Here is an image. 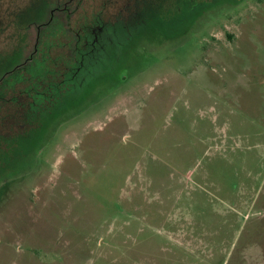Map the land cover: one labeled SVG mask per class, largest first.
I'll list each match as a JSON object with an SVG mask.
<instances>
[{
    "label": "rangeland",
    "instance_id": "374dc122",
    "mask_svg": "<svg viewBox=\"0 0 264 264\" xmlns=\"http://www.w3.org/2000/svg\"><path fill=\"white\" fill-rule=\"evenodd\" d=\"M0 56V264H264V0H0Z\"/></svg>",
    "mask_w": 264,
    "mask_h": 264
},
{
    "label": "trees",
    "instance_id": "16d2710c",
    "mask_svg": "<svg viewBox=\"0 0 264 264\" xmlns=\"http://www.w3.org/2000/svg\"><path fill=\"white\" fill-rule=\"evenodd\" d=\"M8 73H1L3 75H0V84L3 83V79ZM15 82V78H12L11 83L13 84ZM5 88L6 85H0V144L2 141L10 140L23 132L22 130L27 126L28 114L33 111L35 105V101L30 97L26 101L6 99L7 92Z\"/></svg>",
    "mask_w": 264,
    "mask_h": 264
}]
</instances>
